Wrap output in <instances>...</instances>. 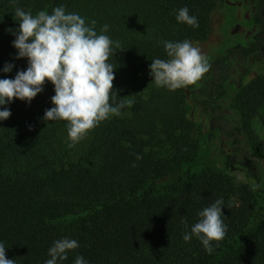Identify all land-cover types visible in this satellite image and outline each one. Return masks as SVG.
Returning a JSON list of instances; mask_svg holds the SVG:
<instances>
[{
  "label": "trees",
  "instance_id": "obj_1",
  "mask_svg": "<svg viewBox=\"0 0 264 264\" xmlns=\"http://www.w3.org/2000/svg\"><path fill=\"white\" fill-rule=\"evenodd\" d=\"M255 1L250 40L208 55L196 82L169 91L151 81V60L168 59L163 41L205 48L222 0H0V68L14 65L0 78H14L27 66L11 46L15 9L35 15L63 5L86 23L94 20L98 34L108 25L116 93L110 103L124 104L71 147L66 121L42 119L52 107L50 82L30 104L14 98L7 105L11 115L0 121V242L6 258L44 264L52 242L66 236L79 247L62 264H73L77 254L89 264H264V185L248 179L244 168L247 162L264 172V144L250 129L253 119L264 122V0ZM182 7L198 27L177 23ZM237 61H254L256 70L233 98L242 127L225 119L220 103ZM138 66L147 71V84L136 85ZM191 104L226 134L221 169L200 167V125ZM232 166L240 172H230ZM221 198L224 238L213 242L211 253L195 237L185 242L182 235L197 213Z\"/></svg>",
  "mask_w": 264,
  "mask_h": 264
},
{
  "label": "clouds",
  "instance_id": "obj_2",
  "mask_svg": "<svg viewBox=\"0 0 264 264\" xmlns=\"http://www.w3.org/2000/svg\"><path fill=\"white\" fill-rule=\"evenodd\" d=\"M14 16L18 28L8 30L15 37L11 46L16 50L15 58L26 59L27 66L14 78H0V121L10 117L7 105L14 98L30 104L43 91L46 81L53 85L54 95L50 98L52 107L44 111L42 119L66 121L69 147L110 115L119 114L124 104L110 103V93H116L112 91L114 68L108 62L114 42L105 34L107 24L98 34L94 20L86 23L78 13L66 12L63 5L53 7L50 13L42 10L35 15L16 8ZM175 20L193 28L199 26L187 7L176 11ZM162 43L168 59L155 58L149 64L151 81L157 87L176 90L193 84L206 71L205 58L192 42ZM13 67L6 62L0 72L10 73ZM223 208L221 198L200 210L197 222L182 239L188 242L195 237L211 253L213 242L223 239L227 231ZM181 222L189 227L186 221ZM78 247L76 239L66 236L54 240L44 264H62L68 253ZM5 248L0 242V264H15V260L6 258ZM73 264L89 261L77 254Z\"/></svg>",
  "mask_w": 264,
  "mask_h": 264
},
{
  "label": "rangeland",
  "instance_id": "obj_3",
  "mask_svg": "<svg viewBox=\"0 0 264 264\" xmlns=\"http://www.w3.org/2000/svg\"><path fill=\"white\" fill-rule=\"evenodd\" d=\"M255 6V0H222L221 5L212 14L211 33L209 36L210 42L201 50L206 64L209 59L207 57L208 55L223 53L228 46L235 42L245 44L250 40V36L256 30L252 23V12ZM251 66H253V69L249 72ZM254 67V61L246 63L241 61L234 62L231 78L226 85V94L220 100L221 112L225 119L237 127H242L243 123L239 112L233 106V98L240 84L256 74ZM146 75L147 71L142 70L141 66H138L137 72L135 73L136 85L141 83L147 84L148 82L145 80ZM190 114L200 125V167L221 169V154L223 150H228L225 144L226 134L224 130L220 125L213 122L209 115L202 112L198 106L191 104ZM261 115L264 117L263 109H261ZM250 129L252 134L264 144V122L259 118L253 119ZM244 133L246 134V132ZM84 139H86V135L80 141ZM243 149L247 150V145H244ZM233 166L230 167V172H240L239 168H233ZM244 168L248 170L245 174L248 179L251 178L253 181H260L264 185V172L258 171V173L255 167L248 166L247 162Z\"/></svg>",
  "mask_w": 264,
  "mask_h": 264
}]
</instances>
